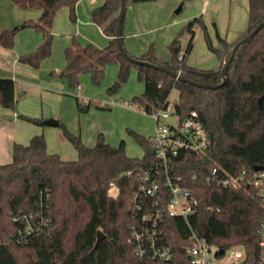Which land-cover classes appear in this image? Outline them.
<instances>
[{
  "label": "trees",
  "instance_id": "obj_1",
  "mask_svg": "<svg viewBox=\"0 0 264 264\" xmlns=\"http://www.w3.org/2000/svg\"><path fill=\"white\" fill-rule=\"evenodd\" d=\"M10 1L20 9H37L41 13L36 22L25 21L3 30L0 44L12 48L16 33L29 28L35 30L41 35L40 44L33 52L20 56L18 61L38 69L51 54V26L55 13L65 6L74 21L78 0ZM151 1L154 0H127L131 3ZM247 2V28L241 37L264 20V0ZM119 6L120 0H103L92 10L91 22L108 38V44L102 49L91 44L77 48L75 43L66 48V63L59 76L65 78L70 87L78 86L82 74L89 75L91 83L97 85L104 77L105 68L115 65L118 68L116 78L106 90L108 95H113L127 82L133 68L144 90L131 101L146 113L164 109L170 92L176 90V110L180 113L195 111L209 137L204 154L179 155L181 165L176 171L186 178L213 166L231 175L244 170L249 177L255 173L254 167L264 169V28L236 51L225 84L215 90H206L127 61L119 53L115 40ZM196 27L203 32L208 51L218 59L216 70L186 64ZM183 31L189 34L184 53L180 55L177 36L167 46L170 61L166 64L156 61L152 47L140 57L124 50L137 60L163 66L194 82L220 83V69L238 39L227 43L217 36L221 49L214 48L201 18L189 21ZM179 55L181 60H178ZM0 106L15 109L10 79L0 80ZM76 106L81 112L91 107L77 99ZM18 117L43 126L41 119ZM57 126L62 137L74 148L75 160H62L58 154L48 153L41 134L31 137L27 145L14 144L11 162L0 165V264H149L134 256L129 241V229L135 219L132 195L140 182L137 172L154 161L148 138L127 130L143 151L140 159L129 158L124 152L123 141L113 147L98 134L94 145L88 147L63 124L58 122ZM127 172L131 173L129 177L125 176ZM110 182L119 190L116 198L108 196ZM186 182L199 202L196 213L189 217L193 231L220 249L241 247L245 260L240 264H260L257 230L259 223L264 221V206L257 196L258 189L248 186L225 190L199 179ZM145 212L140 211V214ZM30 214L36 231L26 236L25 241H18V231L24 232L22 218ZM160 229L162 245L170 249L173 264H186L185 249L190 243L186 223L181 218L164 215ZM97 232L104 235L99 244H96Z\"/></svg>",
  "mask_w": 264,
  "mask_h": 264
},
{
  "label": "crops",
  "instance_id": "obj_2",
  "mask_svg": "<svg viewBox=\"0 0 264 264\" xmlns=\"http://www.w3.org/2000/svg\"><path fill=\"white\" fill-rule=\"evenodd\" d=\"M79 1L85 3L87 0H78L77 2ZM241 1L245 2H240L239 0H190L188 2L190 6L186 8V12L181 17L177 16V14L185 9L184 3H182V7L179 6L181 8L179 13H175L177 10L175 8L181 3V0H154L145 3L127 2L122 24L123 47L134 57L144 55L152 47L153 55L157 62L163 64L169 63L168 44L178 36L181 50L180 55H182L189 40V34L184 33L183 27L189 21L198 17L205 19L213 46L215 40L217 42V36L227 43L235 42L243 35L247 28L248 2L247 0ZM102 3L103 0L88 1L87 6L90 8L89 15L82 18L78 17L77 19L85 30L94 25L90 19L91 12ZM224 10L228 12L226 13V17L222 15ZM40 13L37 9H20L13 5L10 0H0V33L3 30L12 29L25 21L36 22ZM208 14H211V16ZM97 30L100 33L101 40L97 45L99 48H96L102 49L107 46L108 38L102 34L99 27H97ZM200 37V29H195L192 49L186 57V64L198 69L216 70L219 65L218 59L213 60L201 48L199 49L201 52H199V58L196 59L194 57L195 44L196 42L199 44ZM40 42L41 35L29 28L16 33L12 48H5L0 44V80L10 79L13 82L16 100L14 110L0 106V165L11 162V149L14 144L27 145L31 137L41 134L45 137L47 152L58 154L62 160H67L61 157L62 153H59L57 144H49V140L57 136L53 129L56 126H39L18 117L19 115H23L28 118L41 120L52 118L58 122L59 117L57 116L59 115V110H66L68 106L70 107L68 98L61 96V94H64L62 80L53 79L59 73L60 68L66 63V49L63 54L61 48H59L55 52L54 58L46 60L47 62H44L39 69H33L18 61L20 56L33 52ZM83 43L82 41L80 44L82 45ZM105 43L106 45L102 47ZM77 48L80 47L77 45ZM218 49H221V45ZM117 71V66L113 70H110L111 78L107 82V88L114 82ZM84 81L87 80L84 79ZM84 87V95L78 94V91L82 90L80 86L74 91L77 95L74 97L75 101L76 99L78 100V96L86 100L92 98L91 95L95 90L86 82ZM143 90L142 84L141 94ZM136 130L138 134L145 137L146 127L140 126ZM85 131L91 132L87 139L89 143L85 142L84 144L88 147L93 146L91 142H95L94 139H96L98 134L103 135L106 133V131L96 125L92 127V131L88 126L80 128V132L84 133ZM114 134L111 133L108 136V133H106L108 142H110L107 143L116 147L122 140L117 139L118 137L116 138ZM112 138L115 140H112ZM48 144L51 146L50 149ZM60 152L62 151L60 150ZM125 154L129 158L140 159L143 156V151L141 149L139 155L136 156L128 155L127 151H125ZM75 159L76 157L71 160Z\"/></svg>",
  "mask_w": 264,
  "mask_h": 264
},
{
  "label": "built area",
  "instance_id": "obj_3",
  "mask_svg": "<svg viewBox=\"0 0 264 264\" xmlns=\"http://www.w3.org/2000/svg\"><path fill=\"white\" fill-rule=\"evenodd\" d=\"M178 56V60H181ZM177 100L168 101L164 109L142 113L149 116L154 127L148 140L154 151V161L137 172L140 182L132 195L134 223L129 229V241L134 256L149 264H173L172 253L162 245L160 224L164 215L181 218L189 229V245L185 249L186 264H240L245 260L241 247L220 249L198 236L189 224V217L199 206L197 197L188 186L187 180H201L207 185L225 190L243 189L253 186L258 189L257 196L264 206V172H255L251 177L244 170L231 175L216 166L192 173L188 178L177 173L180 168L179 155L199 156L209 146L208 133L195 111L180 113L176 110ZM129 109L132 104H125ZM130 172L125 173L129 177ZM108 196L116 198L118 188L110 182ZM146 211L140 214V211ZM33 216H23L24 232L18 231V241L36 231L30 220ZM259 263L264 264V221L258 225ZM25 234V235H24Z\"/></svg>",
  "mask_w": 264,
  "mask_h": 264
},
{
  "label": "rangeland",
  "instance_id": "obj_4",
  "mask_svg": "<svg viewBox=\"0 0 264 264\" xmlns=\"http://www.w3.org/2000/svg\"><path fill=\"white\" fill-rule=\"evenodd\" d=\"M88 1L89 0H87L85 3L83 1L77 2L74 9V14H75L74 21L70 19L69 10L67 7L63 6L57 10L51 26V32L53 33V39L51 42V54L49 55V57H47L41 62L39 68H41L44 62L53 59L55 52H57L59 48H61L64 54V50L68 47H71L74 43L78 45L80 48L84 47L87 43H91L95 47H98L97 45L100 43L101 37H100V33L97 30V27L95 25H92L89 27V29L85 30L81 25V22L79 23V20H77L78 17L82 18L83 16L86 17L87 15H89L90 8L89 6H87ZM189 1L190 0H181V3H179L176 6L175 10L179 6L182 7V3H184V8H185L181 13L177 14V16L181 17L184 14V12H186V8L190 6L188 3ZM239 1L245 2L241 0ZM222 13H223L222 15L226 17V13L228 12L224 10ZM211 14H213V12H211ZM211 14L208 15L211 16ZM247 19H248V14H247ZM201 20L206 27L207 25L205 24V19L201 18ZM196 29H200V28L196 27ZM208 32L209 31L207 30V34L209 36ZM184 33L188 35L186 31H184ZM82 41L84 43L81 45L80 43ZM219 44L220 43L218 42L217 39V42L215 40L214 43L215 47L213 46V44L212 46L218 49L220 48L221 45ZM105 45L106 43L102 47H104ZM200 48L202 49V51L204 50L205 52H207V54L211 56L213 60L217 59L216 56L213 55V53L207 51L208 49L206 47L202 31H201L200 42L199 44H197L196 42L195 50L193 52L194 57L196 59L199 58ZM64 65L60 68V70L64 67ZM115 67H116L115 65L107 66L104 71L103 79L97 85L92 84L89 75L86 74H82L79 76L78 79L79 84L76 87H70L68 81L63 77H60L59 73L55 77H53V79L62 80L64 85V92H63L64 94H61V96H63L64 98H68L70 103V107L68 106L66 110L65 109L59 110V115L57 116L59 117L58 122L60 124H63L71 134L75 136H79L83 144H85V142L89 143L87 139L91 134L90 131L88 132L85 131L84 133L80 132V128H84L85 126H88L89 129L92 131V127L96 125L97 127H100L102 130L106 131V133H108V136L111 133H115L114 134L115 137L116 138L118 137L117 139H121L124 142V152L127 151L128 155L136 156L139 155V153L141 152V148L133 140V138L127 133V130H132L138 133L136 130L138 127L140 126L146 127L147 130H145L144 135L147 138L150 135V132H152L153 130L154 122L149 116L142 113L141 108L138 107V105L132 103L131 101L133 97L141 96V89H142V83L138 82L136 79L135 69L132 68L130 70V74L127 82L122 86V88L117 93L113 95H108L106 93L107 90L106 88L108 85L107 82L110 81L111 78L110 70H113V68ZM84 79H86L87 81H84ZM85 82L88 83V85L92 87L95 91L91 95L92 98H90L89 100H86L85 98L82 99L81 97L78 96V100L82 104L89 103L91 106L87 112H81L77 109L76 101L74 99V97H76L77 95L74 93V91H76L77 88L80 86L82 90L78 91V94L81 93L84 95ZM177 97H178V93L176 90L173 89L168 96V101L170 103H173L177 100ZM114 102L115 104H113ZM125 104H132L133 108L129 109L128 107H126ZM53 129L56 132L57 136L54 137L52 140H49L50 141L49 144L50 145L57 144L59 153H62L61 157H64L67 160L74 159L76 157V152L72 147V145L62 137L61 129L58 126H56ZM106 133L103 134V137L105 141L108 142ZM112 140L115 139L112 138ZM94 143H95L94 141L91 142V145H94ZM50 145H49V149L51 148ZM60 150L62 152H60Z\"/></svg>",
  "mask_w": 264,
  "mask_h": 264
},
{
  "label": "water",
  "instance_id": "obj_5",
  "mask_svg": "<svg viewBox=\"0 0 264 264\" xmlns=\"http://www.w3.org/2000/svg\"><path fill=\"white\" fill-rule=\"evenodd\" d=\"M126 6H127V0H120V6H119L118 13H117V26H116V37H115L119 53L127 61H129V62H131L133 64L145 65V66H147L149 68H152V69H154L156 71L166 73L167 75H169L170 77L174 78L175 80H177L179 82H183V83H186V84L198 87V88L206 89V90H215V89H218V88L222 87L225 84L227 70H228L229 64L233 60V57H234V54L236 53V51L241 46H243L244 44L249 42L260 29L264 28V20H262L257 26H255L251 30V32H249L245 36L239 38L235 42V44L232 46L228 59L223 64L222 68L220 69L221 82L218 83V84H215V85H206V84L197 83V82H194V81H192L190 79H187V78L183 77L181 74L176 73L174 71H171V70H169V69H167V68H165L163 66H159V65L147 63V62H144V61H140V60H137V59L129 56L127 54V52L124 50V48H123L122 35H121L122 34V24H123V19H124ZM180 9L181 8L178 7L177 10L175 11V13H179ZM42 123H43V125H46V126H57V124H58V122L56 120L52 119V118L43 120ZM261 171H264V169H262L259 166L254 167V172H261ZM103 239H104V235L101 232H97L96 244H99Z\"/></svg>",
  "mask_w": 264,
  "mask_h": 264
}]
</instances>
